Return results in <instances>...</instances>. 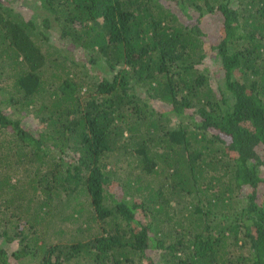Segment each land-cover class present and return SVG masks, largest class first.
Listing matches in <instances>:
<instances>
[{
  "label": "trees",
  "instance_id": "16d2710c",
  "mask_svg": "<svg viewBox=\"0 0 264 264\" xmlns=\"http://www.w3.org/2000/svg\"><path fill=\"white\" fill-rule=\"evenodd\" d=\"M31 5L0 0V264H264V0Z\"/></svg>",
  "mask_w": 264,
  "mask_h": 264
},
{
  "label": "rangeland",
  "instance_id": "374dc122",
  "mask_svg": "<svg viewBox=\"0 0 264 264\" xmlns=\"http://www.w3.org/2000/svg\"><path fill=\"white\" fill-rule=\"evenodd\" d=\"M10 2H12L13 6H16V7H19L21 8L23 11H26V12H30L32 14V2L34 0H9ZM206 67L208 69V72H209V75H211L212 77L216 78L218 80V83L221 84V81H222V77H221V72L219 70V65L217 64V62L215 61V58L214 56H211L210 59L206 60ZM5 212V211H4ZM63 227V225H58V226H54L53 224L51 225V228L50 230H53L57 227ZM39 227L41 229H44L45 227H42L41 225H39ZM47 229V228H46Z\"/></svg>",
  "mask_w": 264,
  "mask_h": 264
}]
</instances>
